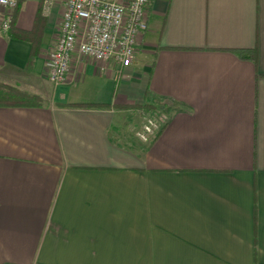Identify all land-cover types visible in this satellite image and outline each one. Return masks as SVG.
I'll use <instances>...</instances> for the list:
<instances>
[{
    "label": "crops",
    "instance_id": "1",
    "mask_svg": "<svg viewBox=\"0 0 264 264\" xmlns=\"http://www.w3.org/2000/svg\"><path fill=\"white\" fill-rule=\"evenodd\" d=\"M64 11L19 2L29 69L0 31V82L44 99L0 105V264H264V0H151L130 66L75 53L55 84Z\"/></svg>",
    "mask_w": 264,
    "mask_h": 264
},
{
    "label": "built area",
    "instance_id": "2",
    "mask_svg": "<svg viewBox=\"0 0 264 264\" xmlns=\"http://www.w3.org/2000/svg\"><path fill=\"white\" fill-rule=\"evenodd\" d=\"M56 0H44L48 6ZM65 6L59 36L48 52L46 73L64 82L75 53L97 61L130 66L148 28L151 0H58ZM19 0H0V31L8 32ZM161 119L148 116L135 136L148 143L161 129Z\"/></svg>",
    "mask_w": 264,
    "mask_h": 264
},
{
    "label": "trees",
    "instance_id": "3",
    "mask_svg": "<svg viewBox=\"0 0 264 264\" xmlns=\"http://www.w3.org/2000/svg\"><path fill=\"white\" fill-rule=\"evenodd\" d=\"M21 2V0H19ZM41 21V20H40ZM39 26V25H38ZM36 25V28L32 31H14L12 27L9 30L10 36L14 38H20L26 40L31 43V52L30 57L27 63V68H31L34 64L35 58L41 54V33L39 31V27ZM238 55L244 59L252 60L255 64H257L258 53L257 49H238L235 50ZM44 102V99L37 95L32 94L26 91H23L17 87H14L10 84L0 82V105L8 104V105H18V106H37L41 105ZM81 106H90L84 105ZM101 106V105H97ZM106 106V105H102ZM122 107H134V108H143L148 107L152 108L150 105H140V104H124L117 105Z\"/></svg>",
    "mask_w": 264,
    "mask_h": 264
},
{
    "label": "rangeland",
    "instance_id": "4",
    "mask_svg": "<svg viewBox=\"0 0 264 264\" xmlns=\"http://www.w3.org/2000/svg\"><path fill=\"white\" fill-rule=\"evenodd\" d=\"M17 82V81H16ZM17 84H18V82H17Z\"/></svg>",
    "mask_w": 264,
    "mask_h": 264
}]
</instances>
